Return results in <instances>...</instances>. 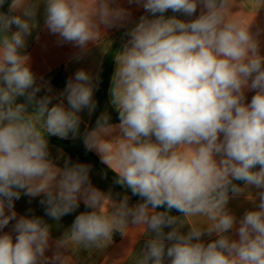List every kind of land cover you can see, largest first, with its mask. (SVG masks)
Segmentation results:
<instances>
[{
	"label": "clouds",
	"instance_id": "9594fccd",
	"mask_svg": "<svg viewBox=\"0 0 264 264\" xmlns=\"http://www.w3.org/2000/svg\"><path fill=\"white\" fill-rule=\"evenodd\" d=\"M40 2L11 0L8 13L0 11V229L16 218L14 200L23 190L43 194L46 215L55 220L81 199L92 209L75 217L58 247L103 248L131 224L147 237L137 264H264V56L250 22L242 25L231 14L234 0H136L150 16L140 17L115 54L110 96L119 123L103 113L85 137L117 174L115 182L141 198L133 206L128 196L115 202L93 188L89 166L65 161L60 168L49 158L46 135L78 134V113L96 108L95 84L81 69L59 103L51 105L48 95L37 99L42 85L24 50ZM42 2L48 31L81 50L101 40L100 25L117 26L129 15L110 0ZM198 7L195 19L165 16L171 10L192 17ZM246 89L255 91L250 103ZM249 186L261 190L259 204L245 212L239 238L231 239L226 233L237 221L226 210L229 192L235 197ZM190 217L208 223H188ZM12 230L15 240L0 235V264H46L49 225L21 216ZM205 232L218 238L205 244ZM55 259L68 264L59 254Z\"/></svg>",
	"mask_w": 264,
	"mask_h": 264
},
{
	"label": "crops",
	"instance_id": "0c3cea01",
	"mask_svg": "<svg viewBox=\"0 0 264 264\" xmlns=\"http://www.w3.org/2000/svg\"><path fill=\"white\" fill-rule=\"evenodd\" d=\"M9 4L6 5L8 11ZM110 6L125 9L129 13L128 17L122 24L117 26L108 28L104 25H100L102 32L101 40L99 42H90L85 50H81L72 43L63 42L58 35H54L48 31L44 24V4L41 0L37 11L36 25L33 28L31 35L27 37V45L24 51L30 58L29 64L37 78L36 83L42 85L41 91L36 94L37 99L45 95L51 96V105L60 102L62 99L60 94L63 92L66 84L62 87H55L46 79L47 75L62 69L69 79L70 77H73L78 70L83 69L87 71L94 77L93 83L95 84V88L93 99L96 102L100 84L99 75L101 68L106 61L111 60V76L107 88V103L109 108L96 107L91 114H89L87 109H83L78 113L81 118L78 134L73 136L72 133H69L68 137L63 139L58 136L54 137L69 141L76 148L82 146L105 168L111 171L115 179H118L117 174L103 162L101 154L95 148H89L86 145L85 137L88 132L96 127V121L103 113H107L110 116V123H119V121L114 119V115L110 112L111 110L115 114H118L111 103L110 96L112 77L116 68L115 54L122 49L123 45L129 38L127 35L128 31L139 22L140 17L145 15L150 16V14L146 13L142 5L136 3V0H131V2L130 0H110ZM201 11V7H198L194 16L187 17L180 13H173L169 10L165 13V16L176 15L180 19L190 20L199 16ZM230 12L240 24L246 25L250 22L249 31L258 42L259 54L264 56V0H234ZM12 30H16L15 26H13ZM253 95H255L254 90L246 89L245 102L250 103ZM16 102L26 103L25 97H18ZM63 103L65 107H68L66 98H63ZM27 110L29 112L33 111L34 105L29 104ZM105 139H108V137H105ZM48 147L50 154L49 158L57 167L63 168L65 161H68L70 164L79 163L89 166V180L92 187L105 195L110 194L113 201L119 202L124 196H128V203L130 206L142 202L139 199H133L129 193L106 178L100 170L89 161L73 156L49 141ZM239 186L244 187V184L242 183ZM259 191L261 190L254 186H249L245 188L243 193L235 197L232 196V193H229L230 198L226 205V210L232 214L237 221L236 226L226 233L231 239L239 238L237 233L239 220L243 217L245 212L256 210L257 205L259 204V197L257 195ZM249 197H251V199ZM43 199H45L43 194L33 197L26 195L22 190L20 198L14 200L16 218L11 220L3 229H0V235L10 233L13 236V240H15L16 233L13 232L12 229L16 220L21 216L29 218L38 217L50 227L49 247L44 254L47 258L46 264H60V260L55 259L57 254H59L62 259H66L68 264H137L138 253L143 249L147 237L134 231L136 226L131 224H129L130 230H125L127 232L126 235H121L119 232H115L111 241H109L103 248L80 247L77 249L71 246L58 247L57 241H59L64 233L70 229L75 217L83 212L92 211V209L86 207L83 199H81L79 201V207L71 213L63 216L61 219L55 220L46 215V205L41 203ZM7 214L8 212L6 210V215ZM174 215L181 216L182 214L178 212ZM187 222L193 224L208 223V221L202 217H190ZM170 230V228L165 229L166 232ZM188 230V225H185L181 229L184 233H187ZM217 238L218 237L214 232L211 235H208L205 232L201 237V241L207 244ZM165 264H168L167 260Z\"/></svg>",
	"mask_w": 264,
	"mask_h": 264
},
{
	"label": "trees",
	"instance_id": "16d2710c",
	"mask_svg": "<svg viewBox=\"0 0 264 264\" xmlns=\"http://www.w3.org/2000/svg\"><path fill=\"white\" fill-rule=\"evenodd\" d=\"M10 2H11V0H5V4L3 5L2 8H0V11L8 12L6 5L9 4ZM111 68H112L111 60L106 61L101 68L100 75H99L100 84H99V89H98V93H97V97H96V107L97 108H107V109L109 108L108 103H107V88H108V84H109V80H110V76H111ZM46 79L51 84H53L55 87L64 86L68 80L67 75L65 74V72L62 69H59V70L55 71L54 73L47 75ZM110 112L114 115V119L116 121H119L118 114H115L111 110H110ZM46 138L48 139L49 142H51L52 144H54L58 147H61L62 149H64L69 154H71L73 156L80 157L86 161H89L97 169H99L100 172L106 178L111 180L113 183L117 184L115 182L116 179L113 176V174L111 173V171H109L107 168H105L90 152H88L82 146H79V148H76L75 146H73V144H71V142L59 139V138L51 136V135H47ZM234 183L240 185L243 182L234 181ZM118 186L121 187L123 190H125L127 193H129L133 199L141 200V198L139 196L133 195L130 189L123 188L121 185H118ZM229 193H231V192H229ZM162 210H164V209L163 208L157 209V211H162ZM175 213H178V212L175 209H173L171 214L174 215Z\"/></svg>",
	"mask_w": 264,
	"mask_h": 264
}]
</instances>
